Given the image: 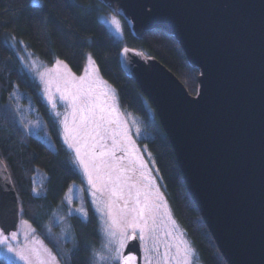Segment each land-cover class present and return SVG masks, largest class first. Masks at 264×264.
I'll return each mask as SVG.
<instances>
[{"label":"water","instance_id":"1","mask_svg":"<svg viewBox=\"0 0 264 264\" xmlns=\"http://www.w3.org/2000/svg\"><path fill=\"white\" fill-rule=\"evenodd\" d=\"M104 1L139 37L155 28L174 35L200 69L192 94L156 57L128 45L119 54L153 103L228 264H264V0ZM20 218L19 194L0 157V227L10 234ZM128 252L142 264L139 241Z\"/></svg>","mask_w":264,"mask_h":264},{"label":"trees","instance_id":"2","mask_svg":"<svg viewBox=\"0 0 264 264\" xmlns=\"http://www.w3.org/2000/svg\"><path fill=\"white\" fill-rule=\"evenodd\" d=\"M116 14L123 37H117L102 20ZM23 41L27 48L48 64L58 57L80 74L88 53L95 58L101 75L117 90L119 105L127 117L137 116L149 135L142 138L162 178L163 189L174 217L191 239L203 264H228L198 206L192 199L178 164L175 151L153 103L139 84L121 67L120 50L131 46L145 56H154L170 68L189 92L199 90L200 69L193 66L177 38L162 28L136 35L132 22L104 0H0V108L17 109L15 90L23 91L48 122L54 146L17 122L0 115V157L6 162L19 194L21 218L28 220L64 264H92L102 244L99 216L88 197L83 174H73L67 162L73 153L60 138L58 121L41 94L40 82L24 69L9 43ZM18 86V87H17ZM42 180L38 187L37 179ZM77 184L84 193L87 221L70 213L67 202L70 186ZM35 189V190H34ZM69 224L65 234L59 222ZM0 264H17L0 256Z\"/></svg>","mask_w":264,"mask_h":264},{"label":"snow or ice","instance_id":"3","mask_svg":"<svg viewBox=\"0 0 264 264\" xmlns=\"http://www.w3.org/2000/svg\"><path fill=\"white\" fill-rule=\"evenodd\" d=\"M110 23L117 31L120 30L115 16ZM88 62L94 64L90 54ZM32 66L34 69L38 67L35 62ZM97 72L92 67L89 73L86 65L84 74L76 76L69 65L58 57L52 68L37 71L44 85L43 95L52 108L55 109L60 102L66 109L63 114L56 112L55 115H63L59 121L62 128L60 138L73 153V159L67 164L71 165L73 174L82 172L94 204L102 205L97 210L102 213L104 227L101 231L107 238L108 254L97 253L98 260L92 264H98V261H104V264H136L137 256L133 252L124 254L132 241H139L143 264H191V250L180 246L183 241L173 244L169 239L161 238L157 223L161 205L157 203V197L162 199V194L154 187L155 178L140 170L146 169V164L141 161L140 169H137L134 161L126 155H117V152L128 153L126 141L130 142L131 137L125 124L120 139H117L115 128L124 122L115 107L107 102L108 93L100 90L99 85L104 81L99 79ZM112 99L114 101V97ZM18 111V107L14 110L5 106L0 108V115H7L16 123ZM18 122L25 128L33 123L24 119ZM109 139L112 140L111 146L107 143ZM69 211L77 212L85 222L88 219L83 207ZM165 235L172 236L170 232ZM16 239V232L6 234V228L0 227V245H10V241ZM8 251H13L11 246ZM18 254L28 264H48L36 249L28 255L23 252Z\"/></svg>","mask_w":264,"mask_h":264},{"label":"rangeland","instance_id":"4","mask_svg":"<svg viewBox=\"0 0 264 264\" xmlns=\"http://www.w3.org/2000/svg\"><path fill=\"white\" fill-rule=\"evenodd\" d=\"M34 2V0H32ZM42 0H35L34 3H41ZM118 12V11H116ZM115 16L116 19L120 23V19L116 14H110V15H103L102 20L106 23V25L109 27V29L119 38L123 37V31L120 23V30L117 31L115 26L110 23L112 17ZM9 43L13 46V48L16 50L21 63L32 76H34L39 82V78L37 75V71H43L45 68H52L53 64H48L44 60H42L40 57L35 55L32 51H30L26 44L23 41H20L16 38H10ZM91 55L92 61H94V64H89L88 62V56ZM64 61V60H63ZM33 62H35V65L38 66L37 68H33ZM55 62V61H54ZM42 65V67H40ZM87 65L89 73H91L92 67H95L98 72L96 75H98L99 79L104 81L103 84L99 85L101 91H106L108 93V103L112 104L116 111L120 114V120L124 123H121L120 125L116 126L115 132L117 139H120V135L124 130L125 124L127 126V132L128 135L131 137V141H126V145L128 148V153H121L117 152V155H126L128 159H131L134 161V166L137 169H140L141 161H143L146 164V169H140L144 170L146 174H150L152 177L155 178V188L159 189V192L162 194V199L157 197V203L161 205L158 213H157V223L159 225V232L162 239H169L173 244L178 243L180 241H183L181 243V247H187L191 250V264H203V262L200 260L195 247L191 241V239L187 236L186 232L183 230V228L180 226L176 218L174 217V214L172 212V209L170 207V204L167 200L166 193L163 189V182L162 178L157 170V167L154 163V159L151 155V153L148 151L146 145L142 143V138L146 137L148 134L147 131L142 127L139 117L132 116L127 117L123 112L119 105L118 95L116 88L107 81L100 73V70L98 68L97 62L95 58L93 57L92 53H88L87 60L85 63V66ZM70 67V66H69ZM71 68V67H70ZM72 70V69H71ZM85 70V67H84ZM84 70L80 74H76V76H80L84 74ZM41 84V94L45 102L50 106L51 114L54 116V118L58 121L63 119V115L60 117H57L55 115L56 112H60L63 114L66 109L60 102H57V106L55 109L52 108L51 103L47 100V98L43 95V89L44 85ZM28 95L24 93L23 91L15 90L13 92V97L17 100L16 105L20 109V119H24L25 122L32 121V124H29L27 129L33 133L34 135L40 137L45 142H47L50 146H54L53 139L51 137L50 128L48 125V122L44 120L41 113L38 111L37 107L33 104V102L28 98V103L23 102V99L27 97ZM114 97V101L112 99ZM59 128L62 133V128L59 123ZM108 145H112V140L109 139L107 141ZM127 163V160L125 161ZM150 170V172H149ZM82 173V172H81ZM138 174V173H137ZM84 176V175H83ZM85 183H86V178ZM38 187L42 185V180L40 178L37 179ZM88 197L94 207V210L96 214L99 216L100 226L101 229L104 227V221L102 219V213L97 210L98 207H102V205H96L94 204L93 197L91 196V192L89 191V186L86 183L85 187ZM69 197H71V200H69ZM67 202L71 204L70 209H78L84 207V193L82 189L75 183H73L66 195ZM70 213H77L74 211H70ZM86 213V211H85ZM62 218V219H61ZM59 222L62 224L63 230L65 234L68 236L69 234V224H67L66 220L63 216H60ZM17 233V239L10 241V245H0V256L5 257L10 262H15L17 264H28V261L21 259L20 255L18 253L23 252L25 255H28L32 252L33 249H36L41 254L42 258H45L48 262V264H64L59 256L53 251V249L46 244V242L42 239V237L37 233L36 229L33 227V225L26 219L20 218V222L18 225V229L16 231H13ZM171 233V237H166V233ZM102 236V244L101 246L95 251V260H98L96 254L99 253L101 255L108 254V248L107 245V238L101 231ZM174 238V239H172ZM11 246L13 251L9 252L8 247ZM164 247L163 244H161V252H163ZM33 260L35 261V257H33ZM38 264V262H36ZM98 264H104V261H98ZM114 264V262H113ZM143 264V260H142Z\"/></svg>","mask_w":264,"mask_h":264}]
</instances>
